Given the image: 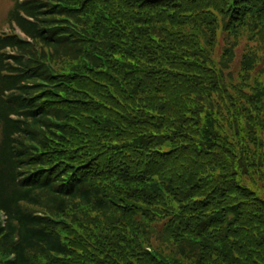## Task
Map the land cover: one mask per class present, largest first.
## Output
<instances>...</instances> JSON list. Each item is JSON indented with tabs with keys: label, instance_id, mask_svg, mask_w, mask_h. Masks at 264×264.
Returning <instances> with one entry per match:
<instances>
[{
	"label": "trees",
	"instance_id": "1",
	"mask_svg": "<svg viewBox=\"0 0 264 264\" xmlns=\"http://www.w3.org/2000/svg\"><path fill=\"white\" fill-rule=\"evenodd\" d=\"M8 23L0 264H264V80L217 52L264 38V0H13Z\"/></svg>",
	"mask_w": 264,
	"mask_h": 264
},
{
	"label": "rangeland",
	"instance_id": "2",
	"mask_svg": "<svg viewBox=\"0 0 264 264\" xmlns=\"http://www.w3.org/2000/svg\"><path fill=\"white\" fill-rule=\"evenodd\" d=\"M13 4V0H0V31L10 30L11 26L8 23L9 10ZM18 27H13L12 31L17 32ZM231 47L234 52L230 65L225 68L232 71L235 79H239L242 70V58L245 55H255V66L250 71L252 81L255 79L264 80V38L252 37L246 29L240 34L234 36H221L217 43V52H222L225 48ZM244 65V64H243ZM239 81V80H238ZM157 234V233H154ZM156 245L160 244V240L156 237L153 238Z\"/></svg>",
	"mask_w": 264,
	"mask_h": 264
}]
</instances>
